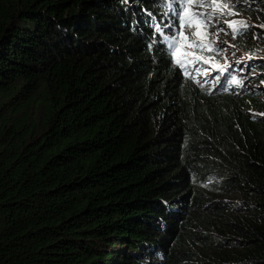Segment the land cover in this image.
I'll return each mask as SVG.
<instances>
[{
	"label": "trees",
	"instance_id": "1",
	"mask_svg": "<svg viewBox=\"0 0 264 264\" xmlns=\"http://www.w3.org/2000/svg\"><path fill=\"white\" fill-rule=\"evenodd\" d=\"M185 3L0 0V264H264V0L228 66Z\"/></svg>",
	"mask_w": 264,
	"mask_h": 264
},
{
	"label": "rangeland",
	"instance_id": "2",
	"mask_svg": "<svg viewBox=\"0 0 264 264\" xmlns=\"http://www.w3.org/2000/svg\"><path fill=\"white\" fill-rule=\"evenodd\" d=\"M222 2H216V3H223ZM209 5H212L211 2L207 3L205 5V9L202 10L204 13H208L212 11V8L209 7ZM207 9V10H206ZM234 11L235 8L233 9ZM224 15H221V11L219 9L216 10L214 14V18L212 21L211 27H208L207 30L201 26L199 29L200 35H193V32L187 33V40L180 41V44L183 47L184 51H188V53L196 54L198 50H200V47H189L188 45L190 43H195L197 45L200 44H206L211 43L212 46L218 47V49H222V51L218 52V56L221 58V66H226L228 64H231L232 62L237 61H245L248 60L249 57V51L244 48L239 42L238 36L236 39H233L232 35V28L229 27L230 21H237V20H244L246 21L247 25H250L252 22L247 17L239 14L237 11V15H228V10L225 9ZM256 25V24H255ZM220 30L218 35L217 31ZM197 30V28H196ZM215 41V43H212ZM200 42V43H199ZM231 45V47H230ZM200 61L204 62L205 60L208 61V64L215 65L214 59H210L205 55L199 56ZM205 63V62H204Z\"/></svg>",
	"mask_w": 264,
	"mask_h": 264
},
{
	"label": "snow or ice",
	"instance_id": "3",
	"mask_svg": "<svg viewBox=\"0 0 264 264\" xmlns=\"http://www.w3.org/2000/svg\"><path fill=\"white\" fill-rule=\"evenodd\" d=\"M204 6L205 5L203 3H200L199 0H186L183 14L180 17V20H181V25L184 27L192 28L195 24L197 31L194 32L193 35H198V36L200 35L199 29L201 28V26L205 29V31L207 30L208 27L213 26L212 21L215 18L214 14L217 9L221 11V15H224L223 10L225 9L228 10L227 12L228 15L238 14L236 11L233 10L235 6L230 3V0H225V2H223L222 4L216 3L215 0H213V4L209 5V7L212 8V11L208 13L192 10L193 8H200ZM229 27L232 28L233 39H236L238 36L244 35L243 30H246L249 27V25H247L246 21L244 20H237V21H230ZM260 27H264V25H260ZM219 31L220 30L218 29L217 35ZM183 38L185 40L188 39L187 36H184ZM165 39H167V37ZM212 43H215V41H213ZM188 46L189 47H200L202 49L206 48L207 50H212L211 43L210 44H200V45H197L195 43H190ZM216 51L219 52V51H222V49H217ZM186 55H191V53H187ZM204 62L208 63L207 60H205ZM177 63H180L179 59H177ZM237 63H240V61H237ZM181 66L183 67V64H181ZM221 74H223V70H221ZM243 83H244L243 80H238L236 76H232L231 80L229 81L230 85H235L237 87H242Z\"/></svg>",
	"mask_w": 264,
	"mask_h": 264
},
{
	"label": "clouds",
	"instance_id": "4",
	"mask_svg": "<svg viewBox=\"0 0 264 264\" xmlns=\"http://www.w3.org/2000/svg\"><path fill=\"white\" fill-rule=\"evenodd\" d=\"M209 65H211V64H209ZM228 65H230V64H228ZM228 65H226V66H228ZM212 67H216L215 65H211ZM221 66V65H220ZM212 75V72L210 71L209 72V74H207V75H205V77H209V76H211ZM237 95H240V93H237Z\"/></svg>",
	"mask_w": 264,
	"mask_h": 264
},
{
	"label": "bare ground",
	"instance_id": "5",
	"mask_svg": "<svg viewBox=\"0 0 264 264\" xmlns=\"http://www.w3.org/2000/svg\"><path fill=\"white\" fill-rule=\"evenodd\" d=\"M207 10V9H206ZM200 43V42H199Z\"/></svg>",
	"mask_w": 264,
	"mask_h": 264
}]
</instances>
